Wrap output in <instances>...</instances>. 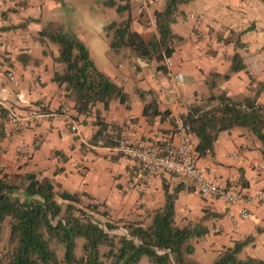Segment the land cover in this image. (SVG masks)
<instances>
[{"label":"crops","instance_id":"crops-1","mask_svg":"<svg viewBox=\"0 0 264 264\" xmlns=\"http://www.w3.org/2000/svg\"><path fill=\"white\" fill-rule=\"evenodd\" d=\"M43 3L49 9L60 8L56 0H30L25 11H13L7 1L0 0V11L7 10L6 16L0 13V27L26 23L24 28L0 29V107L22 116L27 115L29 107L44 105L48 110L32 118V124L24 132L0 127V171L11 177L37 172L68 191L86 192L104 201L116 217L135 212L147 214L160 208L167 193L173 196L177 224L200 222L209 228L207 234L196 240L202 242L203 252L212 264L219 250L246 237L250 241L243 251L249 257L258 258L253 255L255 252L264 253V200L251 207L249 218H242L238 206L202 196L190 178L167 172L151 177L142 191L132 190L128 179L133 160L122 156L115 147L91 142L97 114L107 122L121 125L123 132L134 129L142 142L161 146L166 140L176 142L173 117L209 94L210 74L228 71L236 51L242 55L245 69L221 80L212 91L218 94L225 89L235 98L250 95L249 76L258 81L264 77V0H189L178 5L172 29L181 40L175 42L171 57L174 69L183 73L184 83L177 88L172 87L165 70L158 69L162 61L141 58L130 48L112 53L106 32L97 30L96 44L101 53L105 50V60L98 66L85 43V35L78 34L96 67L127 94L125 103L114 100L108 109L97 105L88 115L78 114L74 101L66 98L62 87L52 80L54 70L61 69L53 61L57 54L43 52L44 46L37 40L40 25L28 22L29 18L44 22L34 10V6ZM164 3L165 0H131V29L145 40L157 36L154 12L162 10ZM74 5L78 15L73 18L78 20L76 31H80L82 7ZM102 6L106 13L115 10ZM71 14L68 12V16ZM126 15L115 10L109 22L121 21ZM105 19L101 18L98 28L107 23ZM238 38L242 47L236 45ZM102 43L107 44L106 49L101 47ZM5 68L14 71L20 81L18 87L6 79ZM35 81L39 82L37 86ZM154 101L160 111L166 110L170 116L157 115L149 121L143 114L144 105ZM73 125L76 130H72ZM20 146L28 154H18L16 148ZM261 148V141L248 129L234 128L221 132L214 143V155L198 157L197 165L209 176L234 181L244 195L253 194L264 189ZM204 214L209 216L203 222Z\"/></svg>","mask_w":264,"mask_h":264},{"label":"trees","instance_id":"trees-1","mask_svg":"<svg viewBox=\"0 0 264 264\" xmlns=\"http://www.w3.org/2000/svg\"><path fill=\"white\" fill-rule=\"evenodd\" d=\"M188 1L165 0L163 9L154 12L158 35L145 40L139 32L131 29V0H102L104 6L114 8L119 14H127L121 21H111L104 27L110 51L115 53L130 48L139 57L155 58L158 62L171 57L175 42L181 40L174 33L172 24L176 20L178 5ZM1 14L5 16L6 11ZM29 21L40 25L37 32L40 44L58 46L53 61L61 69L54 70L52 80L62 87L66 98L74 101L78 114L88 115L97 105L108 109L114 100L127 101L123 88L96 67L84 42L70 33L62 22L47 20L40 24L39 18H29ZM25 26L26 23L22 22L0 29ZM237 41L236 45L242 47L239 38ZM159 68L167 71L161 63ZM244 69L242 55L234 52L228 71L210 74L207 81L209 94L191 103L186 112L179 115L191 135L196 165L198 157L214 155V143L221 132L234 128H245L254 134L262 143L264 158V77L258 81L249 76L252 93L241 98L231 97L225 89L218 94L212 91L221 80ZM34 109L42 114L48 112L44 105L29 107L27 111ZM143 114L149 121L157 115L170 116L168 111H160L155 101L144 105ZM8 118L9 110L0 107L2 130ZM94 124L96 128L91 142L115 147L123 127L105 121L98 114ZM173 130L176 135L174 126ZM175 214L173 196L166 193L162 207L147 211V222L128 219L127 216L115 219L104 201L100 202L86 192L68 191L52 178L40 177L34 171L13 177L0 171V238L6 219L9 224L7 246L0 255V264H138L143 257L147 258V264H200L193 258L194 241L207 234L209 228L200 222L179 225ZM208 216L204 214L202 221ZM119 228L124 232L117 233ZM79 238L83 243L82 251L77 255L75 249ZM249 241V237L234 240L231 246L218 251L213 264H264L261 258L239 256ZM59 245L64 247L61 259L56 256Z\"/></svg>","mask_w":264,"mask_h":264},{"label":"built area","instance_id":"built-area-1","mask_svg":"<svg viewBox=\"0 0 264 264\" xmlns=\"http://www.w3.org/2000/svg\"><path fill=\"white\" fill-rule=\"evenodd\" d=\"M5 1L18 11H25L30 6V0ZM34 7L37 11L41 10L39 4ZM162 64L167 69L166 74L172 87L177 88L183 85L184 75L174 69L172 57H164ZM5 77L14 87L19 86L20 81L11 68H5ZM38 84L39 82L35 81V85ZM41 115L42 113L36 109L30 110L24 116L10 112L5 129H12L19 133L24 132L32 124V118ZM173 126L177 141H167L162 146L140 141L134 129H128L119 137L115 149L122 156L133 160L128 179L129 188L138 192L142 191L151 177L162 172H169L190 178L202 196L214 197L227 205L238 206L239 215L242 218H249L252 214L251 207L264 200V189L244 195L234 181L209 176L195 163L196 153L191 135L179 115L173 117ZM72 130H76L75 125L72 126ZM99 143L101 144V142ZM16 152L20 155L28 154L27 149L21 146L16 148ZM233 157H237V154L233 153ZM262 227L264 228V220Z\"/></svg>","mask_w":264,"mask_h":264},{"label":"rangeland","instance_id":"rangeland-1","mask_svg":"<svg viewBox=\"0 0 264 264\" xmlns=\"http://www.w3.org/2000/svg\"><path fill=\"white\" fill-rule=\"evenodd\" d=\"M59 4L58 8L59 9H49L47 8L46 3H43L42 6V13L41 10L37 11L36 8L34 7V10L36 11L37 15L40 16L41 20H55V21H59L62 22L64 24V26L66 27V29L70 32L75 34L76 36H78V34H82L85 35V43L87 45V47L93 52V57L94 60L96 61L98 66H101V62L103 63L105 60V55H104V51L103 53H101L99 51V49H101L99 47V45L96 44L97 41V32L99 31L100 33L104 32V27L110 23V17L111 15H115V10H111L109 9V11L106 13L104 10H102V4L100 2V0H60L57 1ZM66 3V5H65ZM80 5L81 11L83 13V16H81L80 21L82 23V27L80 28V31H76L77 30V26H78V20L75 17L77 14V12L74 10L75 5ZM72 6V9L70 8ZM3 9V8H2ZM7 13V10H1L0 13L5 12ZM68 12L72 13L70 16H68ZM41 13V14H40ZM106 13V14H105ZM109 13H111V15L109 16ZM2 15V14H1ZM6 16V14H5ZM105 16V20L107 23L104 24L103 28L102 25H100V28L97 27V25H99L98 23L100 22L101 18ZM38 26H36L37 29ZM102 29V30H101ZM98 30V31H97ZM38 36V35H37ZM105 40V39H104ZM103 47V49H106L107 44H101ZM44 49L48 50V52H53L54 54H58V46L56 44L53 43H48L44 45ZM4 74H5V70H4ZM111 217L113 218H118L116 217V215L112 214L110 212ZM127 216L126 218L128 219H144L145 222L148 221V219L146 218V214H138L137 212H135V214H127L125 215ZM99 219L104 220L101 216H97ZM117 233H123L124 230L122 228H119L116 230ZM9 233V224H8V220L6 219L4 221V225L2 227V232H1V238H0V255L1 253H3V251L5 250V247L7 246V236ZM77 247L75 249V253L77 255H79L81 253V246L83 243V239L79 238L77 241ZM195 247H196V252L193 255V258H195L196 260L200 261L201 264H212L211 263V259L208 257V255H205L204 251V245L202 244L201 241L199 240H195L194 241ZM251 249V248H250ZM252 249L254 250V248L252 247ZM252 251V250H251ZM249 250V252H251ZM250 254V253H249ZM64 255V247L63 245H59L56 249V256L58 259H61ZM254 256L258 257V258H264V253L261 252H255L253 253ZM241 258H247L249 257V255L246 253V251L241 252L239 255ZM148 260L146 257H143L142 260L138 263V264H147ZM58 264H63L61 262H59Z\"/></svg>","mask_w":264,"mask_h":264},{"label":"bare ground","instance_id":"bare-ground-1","mask_svg":"<svg viewBox=\"0 0 264 264\" xmlns=\"http://www.w3.org/2000/svg\"><path fill=\"white\" fill-rule=\"evenodd\" d=\"M9 114H10V113H9ZM6 125H7V123H6ZM6 125L4 126V129H5Z\"/></svg>","mask_w":264,"mask_h":264}]
</instances>
